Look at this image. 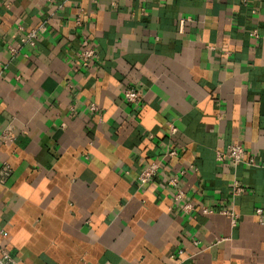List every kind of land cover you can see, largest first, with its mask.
<instances>
[{
    "label": "crops",
    "instance_id": "0c3cea01",
    "mask_svg": "<svg viewBox=\"0 0 264 264\" xmlns=\"http://www.w3.org/2000/svg\"><path fill=\"white\" fill-rule=\"evenodd\" d=\"M18 25L43 30L11 54ZM6 127L0 252L15 264H264V0H0ZM233 142L256 165L217 160Z\"/></svg>",
    "mask_w": 264,
    "mask_h": 264
},
{
    "label": "built area",
    "instance_id": "2783aa9c",
    "mask_svg": "<svg viewBox=\"0 0 264 264\" xmlns=\"http://www.w3.org/2000/svg\"><path fill=\"white\" fill-rule=\"evenodd\" d=\"M244 4H247L249 0H241ZM81 12V10H80ZM184 19L179 20V25L182 27ZM76 23H80V15L76 18ZM43 30L42 26L39 27H31L28 30L24 29L23 26L18 25L16 28V32L19 34V39L16 44L8 45L7 48L11 54H14L18 51V49L22 45L34 46L36 40L39 36V33ZM96 55L95 47L90 43L88 38L83 37L80 41V47L74 54V60L77 62L81 67L86 68L89 67L90 61ZM123 96L124 98L132 103H137L140 98L142 97V93L140 89L136 87H126L123 89ZM91 109H95L94 104H90L89 106ZM71 110L74 109V106L70 107ZM169 132L171 134L175 133L176 126L170 122L169 124ZM11 137L10 128L6 127L1 133L0 138L5 140ZM176 154L175 149H169L165 155L173 156ZM216 159L219 161L222 160H229V162L233 166H237L241 163H246L248 165H256V159L253 154L247 155L246 150L243 146L238 142L230 143L227 148L224 150H217L216 151ZM162 159L152 160L147 163L138 173L137 180L140 185L145 184L148 180L154 176L161 164ZM184 171L181 170L179 173H173L171 175L166 176V183L171 185L172 187L176 188L178 186L179 175L182 174ZM11 173L10 165L7 162H2L0 165V184H4ZM232 193L237 194L244 191L243 185L239 183V181H235L231 187ZM183 197V192L180 188H176L174 193V200L178 201ZM191 205L186 203L183 205L184 209H188ZM204 212H211L212 210L209 208H204ZM261 208H256L255 212L261 216ZM222 213L227 214L230 217V221L232 225L236 224V221L239 217V214L234 211L233 209H222ZM1 234H6L4 231L0 230ZM197 244L198 242L195 241ZM0 264H15L13 257L7 253L6 251L0 252Z\"/></svg>",
    "mask_w": 264,
    "mask_h": 264
}]
</instances>
